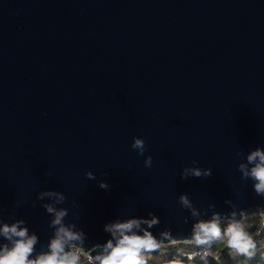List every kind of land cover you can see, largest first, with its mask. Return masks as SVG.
<instances>
[{"label":"water","instance_id":"95a60500","mask_svg":"<svg viewBox=\"0 0 264 264\" xmlns=\"http://www.w3.org/2000/svg\"><path fill=\"white\" fill-rule=\"evenodd\" d=\"M256 150L264 0H0V228L24 221L33 256L57 230L49 204L90 256L117 221L140 220L134 231L166 245L214 216L264 215V194L240 170ZM185 168L211 175L182 179Z\"/></svg>","mask_w":264,"mask_h":264},{"label":"clouds","instance_id":"9594fccd","mask_svg":"<svg viewBox=\"0 0 264 264\" xmlns=\"http://www.w3.org/2000/svg\"><path fill=\"white\" fill-rule=\"evenodd\" d=\"M132 148L137 150L140 156L146 151L145 141L140 138H134ZM249 163H254L250 173L245 165H240V170L244 176H251L257 183L255 190L258 194H264V151L256 150L248 156ZM192 163H198L193 161ZM153 157L148 156L144 161L146 168H151ZM210 176L211 170H201L199 168H185L182 173V179L188 176L201 177ZM87 178L95 179L92 172L86 173ZM102 189H108V184L101 182ZM44 196L55 197L57 203L64 202L66 197L57 192H43ZM180 202L185 207H191L190 201L186 195L180 197ZM49 213H55V219L52 226L56 227L54 238L48 245V251L33 256L35 245L38 242L37 236L28 235L27 228H21L19 221L12 225L4 224L0 228L2 234L8 241H11V247L7 244L0 246V264H80V255L77 247L83 246L84 234L76 232L63 225V218L67 215L66 210L57 211L52 205H45ZM195 214V213H194ZM158 221L153 218L151 221H144L149 226ZM141 221L130 219L126 222H115L105 225V231L111 233L112 239L108 240L102 246L99 254L90 257L91 264H147L145 253H152L159 250L161 242L157 240L152 233L144 231L143 235L138 234L134 229H139ZM168 234L165 233L164 236ZM213 240L217 242L226 241L227 248L239 256L247 259H253L255 256L256 243L252 236L244 227L234 222L221 231L218 217H213L211 221L200 222L195 225L193 236L190 243L198 246L208 245Z\"/></svg>","mask_w":264,"mask_h":264},{"label":"trees","instance_id":"16d2710c","mask_svg":"<svg viewBox=\"0 0 264 264\" xmlns=\"http://www.w3.org/2000/svg\"><path fill=\"white\" fill-rule=\"evenodd\" d=\"M260 224L250 227L248 217H244L240 224L252 236L256 243L255 256L247 259L231 252L226 241L217 242L213 240L208 245L198 246L190 242H174L163 245L158 251L148 253L147 264H264V221L259 211ZM231 222L219 223L223 232ZM207 251V252H206ZM189 253H193L189 257ZM80 264H87L85 257H80Z\"/></svg>","mask_w":264,"mask_h":264},{"label":"rangeland","instance_id":"374dc122","mask_svg":"<svg viewBox=\"0 0 264 264\" xmlns=\"http://www.w3.org/2000/svg\"><path fill=\"white\" fill-rule=\"evenodd\" d=\"M259 213L260 212L258 210H253V211H251V212H249L248 214L245 215V217H248V224H249L250 227H254V225L257 226L258 224H260ZM261 218L264 221V215L262 214V212H261ZM222 222H231V221H228V220H220L219 221V223H222ZM231 223H234V222H231ZM77 251L80 254H84V255L88 254V252H84V251H82V250H80L78 248H77ZM147 255H148V253L144 254V256H147ZM80 263H82V261Z\"/></svg>","mask_w":264,"mask_h":264},{"label":"built area","instance_id":"2783aa9c","mask_svg":"<svg viewBox=\"0 0 264 264\" xmlns=\"http://www.w3.org/2000/svg\"><path fill=\"white\" fill-rule=\"evenodd\" d=\"M78 254L80 255V257L83 256V257L86 258L87 264H91L90 257H92V256H90L89 252H88V254H85V255L84 254H80V253H78ZM188 255H189V257H192L193 253H189Z\"/></svg>","mask_w":264,"mask_h":264}]
</instances>
